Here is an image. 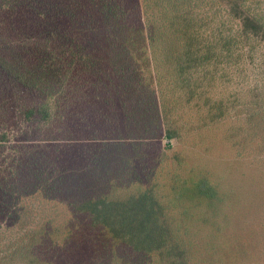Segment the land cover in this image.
I'll return each mask as SVG.
<instances>
[{
    "label": "trees",
    "instance_id": "obj_1",
    "mask_svg": "<svg viewBox=\"0 0 264 264\" xmlns=\"http://www.w3.org/2000/svg\"><path fill=\"white\" fill-rule=\"evenodd\" d=\"M0 264H264V0H0Z\"/></svg>",
    "mask_w": 264,
    "mask_h": 264
},
{
    "label": "rangeland",
    "instance_id": "obj_2",
    "mask_svg": "<svg viewBox=\"0 0 264 264\" xmlns=\"http://www.w3.org/2000/svg\"><path fill=\"white\" fill-rule=\"evenodd\" d=\"M244 197H246V198L248 199L249 203H250V204L252 205V207L254 208V205L251 203V201H252L251 197H250V196H244Z\"/></svg>",
    "mask_w": 264,
    "mask_h": 264
}]
</instances>
